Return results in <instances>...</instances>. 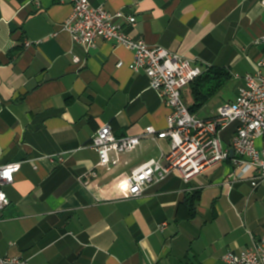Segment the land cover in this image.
I'll list each match as a JSON object with an SVG mask.
<instances>
[{
    "label": "crops",
    "instance_id": "crops-1",
    "mask_svg": "<svg viewBox=\"0 0 264 264\" xmlns=\"http://www.w3.org/2000/svg\"><path fill=\"white\" fill-rule=\"evenodd\" d=\"M89 2L135 16L126 29L136 40L205 71L225 69L235 98L264 61L262 0ZM72 12L68 1L0 0V166L21 164L2 185L10 202L0 210V252L29 264H228L227 252L251 248L264 234V184L253 187L251 172L233 180V164L220 161L189 180L172 171L141 197L120 198L124 179L160 159L169 141L146 140L109 169L97 166L92 138L104 125L117 137L165 130L170 111L148 76L130 69L131 50L74 42L63 29ZM193 87L183 90L189 107ZM217 92L195 107L198 116ZM235 98L208 105L205 117ZM236 127L220 131L222 149Z\"/></svg>",
    "mask_w": 264,
    "mask_h": 264
},
{
    "label": "built area",
    "instance_id": "built-area-1",
    "mask_svg": "<svg viewBox=\"0 0 264 264\" xmlns=\"http://www.w3.org/2000/svg\"><path fill=\"white\" fill-rule=\"evenodd\" d=\"M35 1L39 5L40 0ZM66 1L72 5L73 12L63 22V29L70 33L74 42L88 49L94 48L97 40L102 39L131 50L130 69L148 76L149 85L170 111L165 130L160 131L152 125L139 135L117 137L113 127L104 125L92 138V148L99 155L97 166L109 169L120 155L137 149L146 140L169 141L170 149L160 159L141 164L124 179L121 185L125 190L119 194L120 198L141 197L150 185L163 181L172 171H178L189 180L220 161L233 164L237 170V173L230 174L233 180L244 179L251 172L253 187L264 184V61L257 63L255 75L244 77L245 85L239 88L235 100L218 107L216 114L203 118L189 110L183 90L205 70L178 52L134 39L127 32L126 25H134L135 16L126 15L121 10L110 12L102 6L92 7L89 0H59L61 3ZM30 44V41L25 42V46ZM73 60L80 63L77 56ZM122 65L123 62L119 64ZM232 123H237V127L231 145L222 149L219 133ZM231 150H234L233 157ZM113 152L117 155L114 161L111 158ZM20 168V163L0 166V210L10 202L2 185L13 182ZM224 261L228 264H264V234L251 248L238 253L227 252ZM0 264L29 262L0 252Z\"/></svg>",
    "mask_w": 264,
    "mask_h": 264
},
{
    "label": "trees",
    "instance_id": "trees-1",
    "mask_svg": "<svg viewBox=\"0 0 264 264\" xmlns=\"http://www.w3.org/2000/svg\"><path fill=\"white\" fill-rule=\"evenodd\" d=\"M229 78L230 74L223 68H208L200 78L191 83L194 85L193 94L196 98V104L189 107V110L196 113L195 107L203 106L208 98L215 94ZM190 210L192 211V209Z\"/></svg>",
    "mask_w": 264,
    "mask_h": 264
},
{
    "label": "rangeland",
    "instance_id": "rangeland-1",
    "mask_svg": "<svg viewBox=\"0 0 264 264\" xmlns=\"http://www.w3.org/2000/svg\"><path fill=\"white\" fill-rule=\"evenodd\" d=\"M236 85L235 82H233V80H226L225 84L223 85L222 89H220L219 92H217L216 95H214V97L211 99V101L209 102V106L210 105H214L217 104V102L220 103H227L229 101H231V99L235 98V94H236ZM204 106L203 111H200L198 114L202 117H205V115L210 111V109H207L206 107L208 106ZM259 144V143H258Z\"/></svg>",
    "mask_w": 264,
    "mask_h": 264
},
{
    "label": "water",
    "instance_id": "water-1",
    "mask_svg": "<svg viewBox=\"0 0 264 264\" xmlns=\"http://www.w3.org/2000/svg\"><path fill=\"white\" fill-rule=\"evenodd\" d=\"M233 154H234V150H231V157H233Z\"/></svg>",
    "mask_w": 264,
    "mask_h": 264
}]
</instances>
